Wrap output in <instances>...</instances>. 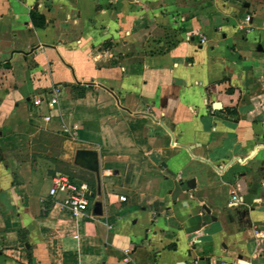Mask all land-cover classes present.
<instances>
[{"label": "crops", "instance_id": "0c3cea01", "mask_svg": "<svg viewBox=\"0 0 264 264\" xmlns=\"http://www.w3.org/2000/svg\"><path fill=\"white\" fill-rule=\"evenodd\" d=\"M113 2L0 0V264H264V0Z\"/></svg>", "mask_w": 264, "mask_h": 264}, {"label": "built area", "instance_id": "2783aa9c", "mask_svg": "<svg viewBox=\"0 0 264 264\" xmlns=\"http://www.w3.org/2000/svg\"><path fill=\"white\" fill-rule=\"evenodd\" d=\"M247 20H250V16L247 17ZM43 99L41 97L36 98L33 103L35 105H40L43 102ZM58 100L56 93V95L50 97L46 103L49 107L54 108L58 104ZM44 119L49 120L50 116L47 115ZM50 192L53 195L57 192H68V195L63 201V206L66 207L74 217H79L88 210L89 203L87 198L78 190L77 186L70 180V178L65 175H57L53 178V185Z\"/></svg>", "mask_w": 264, "mask_h": 264}, {"label": "rangeland", "instance_id": "374dc122", "mask_svg": "<svg viewBox=\"0 0 264 264\" xmlns=\"http://www.w3.org/2000/svg\"><path fill=\"white\" fill-rule=\"evenodd\" d=\"M84 1V0H82ZM135 5H132V9H133V15L134 14H137L139 16L141 15H145V14H148V15H152V14H167V17L169 15H173L175 16V14H178L179 15V9L175 8V7H171V6H167V9L166 8H162L161 6H145V5H141V3H143L144 0H131ZM113 0H106V5L105 7L102 8L101 4H96L93 6L94 8V12L95 14L97 13V10L101 7V9H104L105 11L108 10V9H111L113 10V8H115V6L113 5ZM118 6H116L117 8ZM129 10H130V6H122V14L125 15V14H128L129 13ZM113 12V11H112ZM175 13V14H174ZM176 22V21H175ZM140 25V24H139ZM170 25V22L168 21L167 19V26L169 27ZM173 29H175V26H173ZM173 35V34H172ZM170 35H168V32H167V48L170 46V44H172L171 42L173 40H175L173 38V36L169 37ZM171 39V41H170ZM204 40V42H203ZM200 41L201 43H205L207 41V37L205 35H201L200 37ZM164 49H163V46L161 44H157L156 46H154V52H162Z\"/></svg>", "mask_w": 264, "mask_h": 264}]
</instances>
